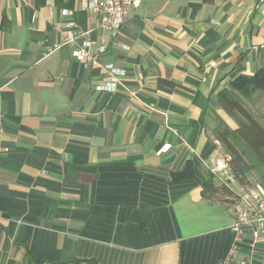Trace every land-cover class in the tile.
Returning <instances> with one entry per match:
<instances>
[{
    "label": "crops",
    "instance_id": "crops-1",
    "mask_svg": "<svg viewBox=\"0 0 264 264\" xmlns=\"http://www.w3.org/2000/svg\"><path fill=\"white\" fill-rule=\"evenodd\" d=\"M127 12L112 37L80 0H0V264H217L255 206L264 166L213 170L230 159L216 125L238 126L215 93L264 67V3ZM68 22L106 37L95 63L45 54ZM110 64L125 73L105 91ZM233 95L264 126V94ZM249 240L232 264H264V234Z\"/></svg>",
    "mask_w": 264,
    "mask_h": 264
},
{
    "label": "built area",
    "instance_id": "built-area-1",
    "mask_svg": "<svg viewBox=\"0 0 264 264\" xmlns=\"http://www.w3.org/2000/svg\"><path fill=\"white\" fill-rule=\"evenodd\" d=\"M145 0H80V6L84 9H89L99 15L98 26L105 31H109L112 37H115L121 29L123 20L127 15L129 8H137ZM253 8H259L264 0H248ZM73 22H68L65 25L66 33L64 39L59 43H51L45 46V54H51L56 49H59L65 44H71L72 49L70 54L77 61L93 62L96 61V56L102 53L107 48L106 37H100V44L96 45L91 39L86 36L85 31L76 30ZM91 47L94 52L90 53ZM105 71L108 73V81L100 85V88L105 91H111L116 88L118 77L124 75L125 71L115 67L113 64L105 65ZM169 145H165L163 149H167ZM227 162L220 159L215 162L214 171H219L227 166ZM256 204L253 208L246 212H238L236 220L232 225L234 237L230 248L217 264H232L231 259L236 253V247L244 237L245 231L249 232V244L251 249L262 239L264 234V186L260 183L256 185ZM253 252V250H251ZM252 252L248 258L239 260L234 264H251Z\"/></svg>",
    "mask_w": 264,
    "mask_h": 264
},
{
    "label": "trees",
    "instance_id": "trees-1",
    "mask_svg": "<svg viewBox=\"0 0 264 264\" xmlns=\"http://www.w3.org/2000/svg\"><path fill=\"white\" fill-rule=\"evenodd\" d=\"M233 91L252 102L257 93L264 94V67L250 75L242 74L230 81V86L215 93L217 104L237 122L236 128L222 121L214 129L229 155L228 164L239 176L254 166H264V126L233 95Z\"/></svg>",
    "mask_w": 264,
    "mask_h": 264
}]
</instances>
